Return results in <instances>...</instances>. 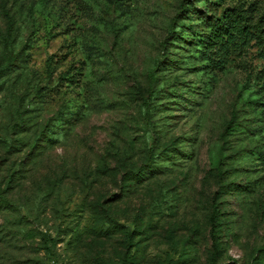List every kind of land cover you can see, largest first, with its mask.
Returning <instances> with one entry per match:
<instances>
[{
	"label": "rangeland",
	"instance_id": "374dc122",
	"mask_svg": "<svg viewBox=\"0 0 264 264\" xmlns=\"http://www.w3.org/2000/svg\"><path fill=\"white\" fill-rule=\"evenodd\" d=\"M210 2L0 0V264H264V61L209 66Z\"/></svg>",
	"mask_w": 264,
	"mask_h": 264
},
{
	"label": "trees",
	"instance_id": "16d2710c",
	"mask_svg": "<svg viewBox=\"0 0 264 264\" xmlns=\"http://www.w3.org/2000/svg\"><path fill=\"white\" fill-rule=\"evenodd\" d=\"M209 1V0H197ZM224 5L220 16H214V21L209 25V32L198 35L199 44L202 45L204 60L214 70L222 71L234 58H241L251 48H257L259 57L264 61V7L257 0H218ZM263 83L264 70L258 73V78ZM249 84L245 86L247 89ZM264 114V109L261 110ZM113 225L100 228L102 236L113 232ZM219 250H217L218 252ZM212 264H217L215 259Z\"/></svg>",
	"mask_w": 264,
	"mask_h": 264
}]
</instances>
